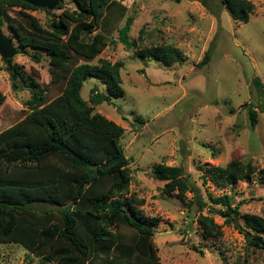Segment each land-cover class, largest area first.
<instances>
[{"label":"rangeland","instance_id":"rangeland-1","mask_svg":"<svg viewBox=\"0 0 264 264\" xmlns=\"http://www.w3.org/2000/svg\"><path fill=\"white\" fill-rule=\"evenodd\" d=\"M222 1L106 0L107 4L116 2L114 8L121 14L116 10L119 20L115 27L113 18L106 27L99 26L106 13L103 6L96 32L101 31L109 41L111 35L116 37L115 28L133 15L129 38L135 48L142 43H170L186 56L183 63L165 66L152 58L134 56L135 48L127 49L120 42L108 43L89 60L71 52L79 62L97 63L103 58L123 63L124 96L93 105L90 89L106 90L94 78L83 82L81 96L94 112L124 129L118 143L131 159L128 196L142 200H133L140 213L159 219L153 227V241L160 264H264L263 250L246 249L244 235L208 210L209 194H227L238 205L240 214L235 223L243 225L246 213L264 216V184L258 172L225 186L217 185L209 170L233 159L251 161L258 169L264 167V0H249L253 7L247 22L233 19ZM25 12L44 25L51 13L58 16L62 10L54 8L45 13L36 8ZM7 13L10 18L0 29L18 51H24L13 57V69L24 72V67H32L41 75H49L45 57L37 63L31 57L35 49L18 47L13 26L30 29V19L18 7ZM72 24L68 22L69 28ZM82 37L89 40L90 34L82 33ZM207 50L209 62L198 65ZM254 79L260 81L262 92ZM48 89L49 97L61 92L60 87ZM0 92L7 99L0 107L1 131L28 112L24 101L29 97V88L22 86L18 74L10 78L1 57ZM251 105L258 114L254 129L246 112ZM160 162L183 166L188 182L195 187L186 192L184 201L162 193L165 182L153 175L154 166ZM195 195L205 203L201 210L199 206L188 207ZM198 215L211 216L222 236L203 237ZM0 264L44 263L19 244L2 243Z\"/></svg>","mask_w":264,"mask_h":264},{"label":"trees","instance_id":"trees-1","mask_svg":"<svg viewBox=\"0 0 264 264\" xmlns=\"http://www.w3.org/2000/svg\"><path fill=\"white\" fill-rule=\"evenodd\" d=\"M222 2L233 19L249 20L251 1ZM116 5L106 0H60L55 9L62 13H51L43 25L25 12L35 10L33 5L0 0V26L10 18L7 10L20 8L21 14L30 19V29L13 26L18 47L35 49L31 57L37 63L45 57L49 73L41 75L32 67H24V72L14 70L22 86L29 88V97L24 101L28 112L0 131V244H19L44 264H160L153 241V227L159 219L140 213L136 203L142 200L128 196L131 159L118 143L124 129L94 112L81 96L83 82L89 78L106 88L104 92L95 86L90 89L93 105L124 96L123 63L103 58L97 63L79 62L71 53L89 60L108 43L120 42L127 49L135 48L129 38L133 15L115 28L116 37L111 35L109 41L101 31H95L103 6L106 13L99 26L106 27L109 18L115 19L113 26L116 25ZM67 21L73 22L71 28ZM82 33L90 34V39H83ZM133 54L165 66L186 59L170 43H142ZM209 60L207 50L198 65ZM254 83L262 92L260 81L254 79ZM49 86L60 87L61 92L49 97ZM6 101L0 92V107ZM253 108L251 105L246 111L252 129L258 120ZM209 170L217 185H233L256 172L264 184V167L258 169L251 161L233 159ZM153 175L165 182L163 194L180 201L195 188L181 165L157 163ZM209 199L208 210L244 235L246 249L264 251V216L246 213L240 225L235 223L240 214L238 205L230 195L209 194ZM204 204L195 195L188 207L199 206L201 210ZM197 219L203 237L222 236L211 216L198 215Z\"/></svg>","mask_w":264,"mask_h":264},{"label":"water","instance_id":"water-1","mask_svg":"<svg viewBox=\"0 0 264 264\" xmlns=\"http://www.w3.org/2000/svg\"><path fill=\"white\" fill-rule=\"evenodd\" d=\"M29 3L44 11L45 13H50L60 2V0H21ZM18 52H24L23 50L18 51L14 46L12 40L7 37L0 29V57L6 64V70L9 73L11 79L15 76V71L13 69L12 60Z\"/></svg>","mask_w":264,"mask_h":264}]
</instances>
